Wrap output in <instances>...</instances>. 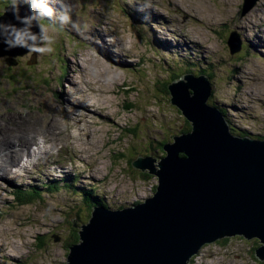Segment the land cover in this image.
<instances>
[{
    "label": "rangeland",
    "instance_id": "374dc122",
    "mask_svg": "<svg viewBox=\"0 0 264 264\" xmlns=\"http://www.w3.org/2000/svg\"><path fill=\"white\" fill-rule=\"evenodd\" d=\"M64 1L72 7L70 15L77 28L72 24L53 27L41 19L40 23L55 35L51 53L25 51L0 58V153L12 155L11 167L26 154L25 144H30L31 150L26 154L31 159L18 177L0 179V264H64L78 230L71 221L86 223L94 205L82 194L84 188L96 190L92 195L110 209L142 202L153 194L157 177L135 169L131 162L138 156L160 159L165 155L162 144L190 129V123L169 101L167 85L175 75L181 77L190 71L195 76H207L212 88L208 103L223 110L231 133L264 140V0H254V6L243 14V0ZM11 3L0 0V15ZM193 3L198 9L208 6L211 12L200 13L192 8ZM21 5L20 13L25 15L28 5ZM57 8L54 11L58 12ZM95 12L103 15L106 25L95 19ZM232 30L242 40L241 50L234 54L226 44ZM103 33L108 50L113 48L116 54L122 43L123 54L117 56L136 63L118 70L106 59L98 66L90 65L87 58L94 61L109 55L95 40L104 39ZM155 34L164 35L171 45L160 43ZM180 36L187 39L182 44L191 46L179 43ZM65 53L78 55L71 60L73 64L65 62ZM6 58L13 63L8 65ZM83 59L87 63L84 72L75 64L79 61L84 66ZM103 67L115 74L119 85L104 74H94ZM92 82L99 84L110 99L115 124L108 122L109 115L97 122L96 118L86 122L80 116L65 123L63 132L70 131V136L49 135L45 121L55 117L64 123L63 112L74 110L65 98L76 96L82 87L81 95H99L97 84ZM125 86L134 89L123 93ZM124 102L133 108L125 111ZM17 113L24 126L15 124ZM77 118L83 122L77 124ZM73 124L81 129L78 138L77 131L71 129ZM36 133L52 138L35 143L32 134ZM19 187L27 188L26 194L33 188L40 197L19 205L12 195ZM52 235H58L59 241ZM254 240L234 236L205 245L188 264H264L254 257Z\"/></svg>",
    "mask_w": 264,
    "mask_h": 264
},
{
    "label": "water",
    "instance_id": "95a60500",
    "mask_svg": "<svg viewBox=\"0 0 264 264\" xmlns=\"http://www.w3.org/2000/svg\"><path fill=\"white\" fill-rule=\"evenodd\" d=\"M255 1L243 0L241 14ZM10 5L0 20L16 24ZM226 44L230 54L241 50L236 30ZM25 51H6L0 43V56ZM167 89L190 129L162 145L160 159L138 156L131 162L157 177L155 191L122 208L93 205L81 225L72 220L78 241L69 245L64 264H187L204 244L233 236L257 239L254 255L264 261V140L231 134L220 109L207 103V76L186 73Z\"/></svg>",
    "mask_w": 264,
    "mask_h": 264
},
{
    "label": "bare ground",
    "instance_id": "6f19581e",
    "mask_svg": "<svg viewBox=\"0 0 264 264\" xmlns=\"http://www.w3.org/2000/svg\"><path fill=\"white\" fill-rule=\"evenodd\" d=\"M60 2H64V3H66V1H64V0H59V2L57 1V0H50V3H51V6L53 7V9H55V7L56 6H58V8L56 9V10H58V12L57 11H55L56 13V15L58 16L59 15V13H60ZM193 5V7L192 8H194V9H196V11H198V12H200V11H210L211 12V9L208 7V6H206V8H204V7H202V8H204V10L202 9V8H200V9H198L197 7H196V5L193 3L192 4ZM223 9V8H222ZM254 9V8H253ZM253 9H252V11L251 12H253ZM224 10V9H223ZM225 11V10H224ZM127 12V11H126ZM251 12L249 13V18L248 19H251V17H252V14H251ZM201 13V12H200ZM251 14V15H250ZM125 15H126V13H125ZM140 15V14H139ZM94 16H95V19H97L99 22H101L102 24H104V25H106V23L103 21V15L102 14H99L98 12H95L94 13ZM243 16V15H242ZM45 19V21L50 25V26H53V27H57V26H60L57 22H53V21H50V20H48L47 18H44ZM248 19H246V20H248ZM250 23V22H249ZM260 25H263V22H260ZM116 26H113V28H115ZM254 28V25H252V27H251V29H253ZM244 29H245V27L243 28V31H244ZM258 30H259V28H258ZM258 30H257V32H258ZM262 31H263V28L261 29ZM257 32H254V33H257ZM253 33V32H252ZM100 35H103V38H104V33L103 34H100ZM246 35V34H245ZM155 36L157 37V39H160V43H166V44H170V42L168 41V39L166 38V37H164L163 38V36L164 35H160V34H155ZM247 36V35H246ZM154 37V36H153ZM156 37H154V39H156ZM181 37V36H180ZM248 37V36H247ZM183 37H181L179 40H178V42L179 43H183V42H186L187 41V39H182ZM88 39V38H87ZM250 41H252V39L250 38V36H249V38H248ZM95 40L96 41H98V44H101L102 45V47L109 53V55H107V56H105V57H100V58H94V61L91 59V58H87V62L90 64V65H95V66H98V64L100 63V61H104V59H106V61H108V62H110L109 64H111V65H114V66H117V68H116V70H118V69H123V66L125 65V64H130V65H133V64H135L136 62H134V63H131V62H128V60L130 61V59L129 58H125L124 60H125V62L123 61V59L121 58V57H118L117 55H122L123 54V51H122V47H123V45H122V43H121V45H120V50H115V52H116V54H114V50H113V48L111 49H109L108 50V47L106 46V43L108 42V41H106L105 40V38L104 39H99V38H95ZM101 40H103L104 41V43H101ZM181 40H183V41H181ZM85 43V42H84ZM111 42H109V44H110ZM254 43V42H253ZM88 44H89V39H88ZM255 44V43H254ZM264 43H262V45H263ZM90 45V44H89ZM89 45H87L86 43H85V47H88V48H90L91 50H95L96 52H97V55L96 56H99L100 54H99V51L98 50H96V49H93V48H91ZM157 45V44H156ZM171 45V44H170ZM182 45H187V46H191L190 45V43H186V44H182ZM197 48H198V45L197 44H194ZM255 45H257V44H255ZM118 47V46H117ZM161 47V46H160ZM178 47H180V46H178ZM162 49V48H161ZM65 51H67L66 49H65ZM200 51V50H199ZM103 53H104V50H103ZM92 54V53H91ZM127 54V53H126ZM125 54V55H126ZM93 55H95V54H93ZM103 55V54H102ZM78 55H76L75 56V54H68V53H65V55L63 56V58H64V60H65V62L66 61H71L72 59H73V57H77ZM1 57H3V56H0V58ZM21 58H19V60H20ZM1 60V59H0ZM138 61H140V59H138ZM82 62H83V64H84V66H82L81 64H80V62L78 61L77 63L75 62V64H77V68H78V70L79 71H82V72H84V71H86V68H85V66H86V61L83 59L82 60ZM71 64H73V61H71ZM140 65V64H139ZM76 67V66H75ZM72 70V69H71ZM77 70V69H76ZM231 71H233V68L231 69ZM99 72L100 73H95L94 72V74L96 75V76H100V74H104V75H106L107 76V78L109 77V78H111V82L112 83H114L115 85H119V82H118V80H117V77H115V74H112L110 71H108L105 67H103L102 69H99ZM76 74V73H75ZM69 75V74H68ZM71 75V74H70ZM91 75V74H90ZM72 76V75H71ZM76 76V75H75ZM90 77V76H89ZM67 78H68V76H67ZM108 78V79H109ZM96 79V78H95ZM103 80V79H102ZM101 81V80H100ZM92 83H95V84H97L96 82H92ZM71 84L72 85H75L73 82H71ZM125 85V84H124ZM123 85V86H124ZM128 85V84H127ZM102 86H104V85H102ZM114 86V85H113ZM97 87L99 88V95L98 96H93L92 94H82L81 95V92H79L80 90H84V88L82 87L79 91H78V93H76V96H72L71 98H69V97H67V99L65 98V100L68 102V104H69V106L71 107V108H74V110L71 112V113H69L68 112V110L67 111H65V112H63V115H64V123L63 122H61V120L60 119H56L55 117H53V118H51L50 120H47V121H45L46 123H47V125H46V131L49 133V135H51V136H53V135H56V134H58V135H64V136H70L69 135V133H70V131H69V133L68 134H65L64 132H63V128H64V126H65V123L67 122V121H69V120H73V119H75L76 117H80V116H83V118L85 117L86 119V122H87V120H88V118H96V122H97V119L98 118H106V119H108V118H110L111 117V114H113L114 113V111H113V109L111 110V108H110V106H111V104H110V106H109V102H110V99L107 97V96H105V93L102 91V89L100 88V86H99V84H97ZM116 87V86H115ZM121 87V86H120ZM90 88V87H89ZM97 88V89H98ZM125 88V90L123 89L122 90V92L123 93H129V91L130 90H133L134 88L133 87H129V88H126V86L124 87ZM131 88V89H130ZM103 89H104V87H103ZM106 90V89H105ZM104 90V91H105ZM114 90V89H113ZM63 93V92H62ZM114 93V92H113ZM118 93V92H117ZM94 94V93H93ZM95 95V94H94ZM65 100H64V102H65ZM113 106V105H112ZM76 108V109H75ZM114 108V107H113ZM125 108H128V109H131V108H133V106H127L126 107V102H124L123 103V109L125 110ZM229 108H232V107H230V105H229ZM235 108H237V107H235ZM65 110V109H64ZM46 112V111H45ZM54 112V111H53ZM43 114V113H42ZM53 114V113H52ZM17 115H19V113H17ZM56 115V114H55ZM108 115L110 116V117H108ZM104 116V117H103ZM62 117V116H61ZM54 119H56L57 120V122L56 123H53V120ZM29 120H31V118H29ZM36 120H40V121H43L41 118L39 119V118H36ZM85 120H84V122H85ZM83 121L79 118H77V124H81ZM108 122H112L111 124H115V122L116 121H114L113 120V118L111 117V119L108 121ZM16 123H18V124H20L21 126H24L25 125V121H23L22 120V116H20L19 115V117H16V119H15V124ZM67 124V123H66ZM28 126V125H27ZM38 126V125H37ZM20 127V126H19ZM19 127H17V126H15V128H19ZM79 127V126H78ZM27 128V127H26ZM70 128V127H69ZM34 129V128H33ZM32 129V130H33ZM71 129H74V130H76L77 131V135H76V137L78 138V135L81 133V129H76L75 128V125L73 124V128H71ZM70 129V130H71ZM42 132H44V131H42ZM45 133V132H44ZM44 133H36V134H32V138H34L35 140H34V142L36 143V142H38V140L39 139H41V140H50L52 137H49L48 135H46V134H44ZM37 137H39V138H37ZM37 138V139H36ZM41 142V141H40ZM63 142V141H62ZM69 142H71V141H69ZM40 144H42V142L40 143ZM25 147H27V151H25L24 149L25 148H23V150L26 152V154H30L31 153V150H29V147H30V144H25ZM26 154H24V156L22 155V157L20 158V161L17 163V165H13V166H11V167H9L8 165L9 164H11V163H13V160H12V155L11 154H1L0 153V179H2V177H9V178H11V179H14V178H16V177H18V175H19V173H22V171H23V169L25 168V165H26V161L30 158L31 159V155H26ZM81 158H84V156H81ZM85 160V159H84ZM92 173V172H91ZM93 174V173H92ZM85 176H88V175H85ZM57 177H60L59 175H57ZM88 178H93V177H88ZM95 180H101V179H95ZM85 189V188H84ZM86 190H87V188H86ZM17 198H18V196H17ZM102 203V202H101ZM104 204V203H103ZM221 239H218V240H216V241H213V242H211V243H215V242H219ZM211 243H207V244H204L203 246H205V245H208V244H211ZM202 246V247H203ZM201 247V248H202ZM200 248V249H201ZM199 249V250H200ZM199 250L197 251V253L199 252ZM196 253V254H197ZM195 254V255H196ZM195 255H193L192 257H194ZM192 257L189 259V261L187 262V264L190 262V260L192 259Z\"/></svg>",
    "mask_w": 264,
    "mask_h": 264
},
{
    "label": "clouds",
    "instance_id": "9594fccd",
    "mask_svg": "<svg viewBox=\"0 0 264 264\" xmlns=\"http://www.w3.org/2000/svg\"><path fill=\"white\" fill-rule=\"evenodd\" d=\"M21 4L28 5V13L23 16L20 15ZM9 9L18 23L14 24L0 20V43L5 45L6 51L14 48H23L29 53L38 55L51 53L53 51L52 45L55 43V35L50 34L48 29L40 23V20L44 18L57 22L61 27L72 24L73 28H77L70 15L72 7L64 2H60L61 10L58 16L55 14L50 0H12ZM33 27H37L39 31L34 32L32 30ZM186 73H190V71ZM177 78H179L178 75L173 80Z\"/></svg>",
    "mask_w": 264,
    "mask_h": 264
},
{
    "label": "trees",
    "instance_id": "16d2710c",
    "mask_svg": "<svg viewBox=\"0 0 264 264\" xmlns=\"http://www.w3.org/2000/svg\"><path fill=\"white\" fill-rule=\"evenodd\" d=\"M228 37V36H227ZM227 40V39H226ZM209 75H211V74H209ZM175 77H176V75H175ZM174 77V78H175ZM173 78V79H174ZM165 86V85H164ZM168 90V89H167ZM167 93H168V91H167ZM207 103H208V100H207ZM128 104L129 105H131L129 102H128ZM209 104V103H208ZM212 104V103H211ZM210 104V105H211ZM127 107V106H126ZM217 107V106H216ZM219 109V108H218ZM125 111H129V109L128 108H125ZM221 111V113H223V110L221 109L220 110ZM187 131H189V128L188 129H186V130H184L183 132H187ZM163 145V144H162ZM53 188H57V187H53ZM48 189H51L50 187L48 188ZM28 189L27 188H21V187H19L18 189H16V190H13V193H12V195H13V197H14V199H15V201L19 204V205H24V204H28V203H30L32 200H34L35 198H39L40 197V194H38L37 193V191H35L33 188H30V192H28L27 194H26V191H27ZM93 191H96V190H94L93 188H88L87 187V190L86 189H82V194H84L85 196H88V197H90V199H91V201H93L94 202V204H103V202L101 203L100 202V200H99V198L98 197H95V196H93L92 195V193H93ZM17 196H18V198H17ZM93 199V200H92ZM104 205V204H103ZM89 206V205H88ZM90 207V206H89ZM91 207H93V205H91ZM90 216V215H89ZM89 218V217H88ZM77 232V231H76ZM234 237V236H233ZM229 238V237H228ZM243 238V237H242ZM224 239H226V238H224ZM257 240V239H256ZM256 240H254L255 242V245L257 244L258 245V242H256ZM78 241V236H77V234H75L74 236H73V240H72V242L70 243V245L71 244H73V243H75V242H77ZM257 245H256V247H257ZM253 250H255V247H253L252 248ZM253 254H254V251H253ZM255 257V256H254ZM193 258V257H192ZM192 260V259H191ZM190 260V261H191ZM259 261V260H258ZM264 261H261V263H263Z\"/></svg>",
    "mask_w": 264,
    "mask_h": 264
},
{
    "label": "flooded vegetation",
    "instance_id": "af4514ba",
    "mask_svg": "<svg viewBox=\"0 0 264 264\" xmlns=\"http://www.w3.org/2000/svg\"><path fill=\"white\" fill-rule=\"evenodd\" d=\"M224 239V238H223ZM223 239H221V240H223ZM255 242V241H254ZM256 248V247H255ZM261 262V261H260Z\"/></svg>",
    "mask_w": 264,
    "mask_h": 264
}]
</instances>
